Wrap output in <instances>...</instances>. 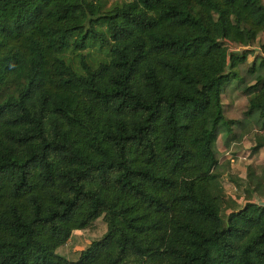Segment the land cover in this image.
Returning <instances> with one entry per match:
<instances>
[{
    "label": "trees",
    "instance_id": "1",
    "mask_svg": "<svg viewBox=\"0 0 264 264\" xmlns=\"http://www.w3.org/2000/svg\"><path fill=\"white\" fill-rule=\"evenodd\" d=\"M252 129L264 0H0V264H264L221 182Z\"/></svg>",
    "mask_w": 264,
    "mask_h": 264
},
{
    "label": "rangeland",
    "instance_id": "2",
    "mask_svg": "<svg viewBox=\"0 0 264 264\" xmlns=\"http://www.w3.org/2000/svg\"><path fill=\"white\" fill-rule=\"evenodd\" d=\"M121 1L123 0H110V3L121 2ZM253 60L254 57L251 56L249 58V61L253 62ZM254 130L255 129H252L251 132H249L250 134L248 135L250 137L249 138L250 141L252 142L251 146L249 144H246L244 146L240 145L243 142V139L241 141L235 142L236 146L232 150H231L232 147L231 145L229 150V155L236 160V163L238 162L237 160H239L238 157L240 154H245L246 157L253 156L252 148L255 145L253 137L256 136ZM241 171L245 173V178H239V176H237L234 173H228L227 176L221 178V182L227 193V196L230 197L229 200L231 204L229 203V205L231 207V210L241 209L245 205L246 201L252 200L255 202V200H257L259 203L264 202V198H262L263 196L261 197L259 195L254 198L253 196L250 195L248 189H251V187L236 185L238 183V182L236 183V180L242 179V181H245L248 175L251 174V172L252 174L249 177H251L252 175H255L258 178L261 177V175L264 176V172H263L264 164L257 161L252 162V164H250L249 166L243 164ZM236 195L237 196L241 195L242 197H240L239 199H237V201H235L232 199V196H236ZM106 231H107V226L103 221V219L100 218L95 223H93V225L89 229L84 231H77L75 236H73V238L65 246L58 249V254L65 256L71 260H74L79 256L80 252L85 250L93 241L101 239L105 235Z\"/></svg>",
    "mask_w": 264,
    "mask_h": 264
},
{
    "label": "crops",
    "instance_id": "3",
    "mask_svg": "<svg viewBox=\"0 0 264 264\" xmlns=\"http://www.w3.org/2000/svg\"><path fill=\"white\" fill-rule=\"evenodd\" d=\"M255 133H256V136H252L253 137V140H256V139H258V138H260V133L259 132H257V131H255ZM250 133H248L244 138H243V142L240 144V145H242V146H244V145H246V144H249L250 146H251V141H250V137L248 136ZM235 146H236V144L235 143H233L232 144V147H231V150L232 149H234L235 148ZM229 156V160H230V167H229V173H234V174H236L237 176H239V178H245V173H243L241 170H242V166H243V164L244 165H247V166H249L250 164H252V162H254V161H257V162H261V163H263L264 164V148L263 149H261L258 153H256V154H253V156L252 157H246L245 156V154H240L239 155V160H237L238 162L236 163V160L235 159H233L232 158V156H230V155H228ZM251 172V171H250ZM264 172V171H263ZM251 174H252V172H251ZM255 174V173H254ZM237 178V177H236ZM248 178V177H247ZM246 178V180L245 181H242V179L241 180H238V182L240 183V185H242V186H244V187H251V189H248V191H249V193H250V195L251 196H253L254 198L256 197V196H259L260 194H258V193H255V192H253V194H252V190L254 189V186L256 185V184H258V182L259 181H262V185H263V187H264V176L263 175H261V177H256L255 175H252L251 176V178L249 177L248 179H249V181H248V179ZM252 179V180H251ZM233 182V181H232ZM236 187V186H235ZM237 188V187H236ZM261 196V195H260ZM263 196V197H262ZM261 197L262 198H264V195H262ZM240 197H242L241 195H236V196H232V199L233 200H235V201H237V199H239ZM230 198V197H229ZM239 202V201H238ZM247 202H253V203H257V204H260V205H262V206H264V202H262V203H259L257 200H255V202L254 201H246V203ZM240 203V202H239ZM245 203V204H246ZM77 232V231H76ZM76 232H74V236H75V234H76Z\"/></svg>",
    "mask_w": 264,
    "mask_h": 264
}]
</instances>
